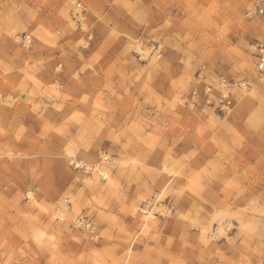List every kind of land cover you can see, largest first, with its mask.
Listing matches in <instances>:
<instances>
[{
    "label": "rangeland",
    "instance_id": "rangeland-1",
    "mask_svg": "<svg viewBox=\"0 0 264 264\" xmlns=\"http://www.w3.org/2000/svg\"><path fill=\"white\" fill-rule=\"evenodd\" d=\"M255 39L253 0H0V264H264Z\"/></svg>",
    "mask_w": 264,
    "mask_h": 264
},
{
    "label": "built area",
    "instance_id": "built-area-1",
    "mask_svg": "<svg viewBox=\"0 0 264 264\" xmlns=\"http://www.w3.org/2000/svg\"><path fill=\"white\" fill-rule=\"evenodd\" d=\"M81 4H78L80 7ZM254 13L258 15L264 22V0H253ZM27 38V37H26ZM253 53L258 59V64L264 66V41L255 39L251 45ZM204 66L200 69L197 74V82H203L206 79ZM225 91V90H224ZM219 90L217 92L213 85L208 83L202 84L200 88L195 87L188 97V101L192 105L201 104L204 107L214 108L218 111H225L230 108L232 96L231 92L226 89V93ZM204 109V108H203ZM206 110V109H205Z\"/></svg>",
    "mask_w": 264,
    "mask_h": 264
},
{
    "label": "bare ground",
    "instance_id": "bare-ground-1",
    "mask_svg": "<svg viewBox=\"0 0 264 264\" xmlns=\"http://www.w3.org/2000/svg\"><path fill=\"white\" fill-rule=\"evenodd\" d=\"M91 126H92V125H91ZM100 133H101V132H100ZM102 134H103V132H102ZM100 137H101V135H100ZM105 141H106V140H105ZM103 142H104V141H103ZM107 142H108V141H107ZM94 143H95V142H94ZM105 145H106V144H105ZM108 146H109V145H108ZM114 146H115V145H114ZM119 148H120V147H119ZM120 151H121V149H120ZM78 163H79V162H78ZM81 163H82V162H81ZM141 163H142V162H141ZM83 164H84V163H83ZM143 164H144V163H143ZM78 165H81V164L79 163ZM115 165H116V164H115ZM129 165H130V164H129ZM132 165H133V164H132ZM78 167H79V166H78ZM109 167H110V166H109ZM114 167H115V166H114ZM137 170H138V169H137ZM163 175H165V174H163ZM163 175H162V176H163ZM103 176L106 177V178L108 177V175H107L106 173H103ZM164 177L166 178L167 176L165 175ZM66 178H67V177H66ZM165 178H164V179H165ZM160 179H161V178H160ZM162 179H163V178H162ZM164 179H163V180H164ZM143 181H144V180H143ZM161 181H162V180H161ZM158 182H159V181H158ZM55 183H56V182H55ZM139 187H140V186H139ZM145 187H146V186H145ZM153 188H155V187H153ZM153 188H152V189H153ZM156 189H157V188H156ZM160 189H161V188H160ZM163 189H164V188H163ZM176 203H179V204H181V205H184L186 202H184L183 199H176ZM162 212H163V211H162ZM164 212H165V211H164ZM182 213H183V211H182ZM179 214H180V213H179ZM182 215H183V214H182ZM180 216H181V214H180Z\"/></svg>",
    "mask_w": 264,
    "mask_h": 264
}]
</instances>
